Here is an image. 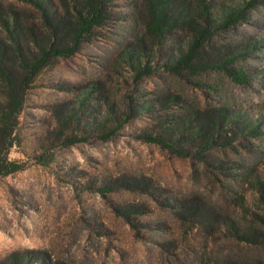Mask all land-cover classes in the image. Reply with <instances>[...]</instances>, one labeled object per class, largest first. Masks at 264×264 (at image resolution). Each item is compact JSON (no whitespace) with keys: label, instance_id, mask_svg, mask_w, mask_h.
<instances>
[{"label":"rangeland","instance_id":"rangeland-1","mask_svg":"<svg viewBox=\"0 0 264 264\" xmlns=\"http://www.w3.org/2000/svg\"><path fill=\"white\" fill-rule=\"evenodd\" d=\"M49 1L64 17L76 13L72 0ZM199 1L207 10L185 0L209 31L192 68L168 69L194 28L178 25L157 42L146 32V0H103L101 24L34 78L8 152L24 168L0 177V264H264V245L241 238L264 220V0ZM233 9L241 17L224 24ZM0 10L20 19L27 56L36 42L70 41L73 18L55 33L33 4L0 0ZM0 37L9 43L1 26ZM139 43L154 72L138 79L129 60ZM224 57L248 83L218 68ZM4 100L0 83V107ZM220 111L236 124L211 131L203 150L191 129ZM62 131L83 141L62 146ZM172 131L185 155L146 140Z\"/></svg>","mask_w":264,"mask_h":264},{"label":"trees","instance_id":"trees-1","mask_svg":"<svg viewBox=\"0 0 264 264\" xmlns=\"http://www.w3.org/2000/svg\"><path fill=\"white\" fill-rule=\"evenodd\" d=\"M21 1L33 4L40 15L43 25L55 33H57L59 28L64 25L65 21H69L68 18H73L74 21L72 24L70 23L71 28H69L66 33L70 39L68 44L62 45L51 40H48L46 44L36 42L38 46L37 50L32 52L30 56H27L21 51V37L19 35H23L26 30L23 31L20 19L17 17H4L0 10V26L4 29L7 40L9 41L8 43L4 40V37H0V83L3 87L5 97L4 103L0 107V147L2 148V153H0V177L17 173L24 168L22 163L9 160L8 152L14 144L12 141V135L17 126V119L25 101L26 90L39 72L49 65L51 60L72 56L78 49L81 37L88 34L96 25L101 24L102 19L104 18L103 0H72L75 2L74 9L76 10V13L74 15H72L67 8V0H61L67 8L66 17L60 14L57 9L52 8L49 0ZM77 1H80L79 5L76 4ZM146 1L148 19L146 32L157 42L162 41L165 35L172 30L173 27L178 25H185L194 28V33L197 35L192 39L187 52L183 54L180 53L179 56L172 61L170 64L171 66H169L168 69L173 72H179L185 68H192V59L198 55L199 47L202 46V43L209 38L208 29L197 26L193 16L203 17L200 12L207 10V7L197 0L198 4L196 3V6L201 8V11L196 10L195 12H191L193 9L185 3V0ZM251 1L255 2V0ZM201 5H203V7H201ZM239 17H241V11L239 9H233L223 17V22L224 24L229 25L236 22ZM203 18L205 19V17ZM25 27L28 29L26 25ZM197 27L199 28L197 29ZM136 51L138 53L136 61L133 62L134 58H130L129 62L135 70L137 78L139 79L144 75L153 74L154 68H150L147 61L142 64L141 57L146 58L143 43L138 44ZM231 63L232 59L224 57L218 63V68L223 69L233 82L237 84L248 83L249 76L246 72L243 70L228 68V65ZM150 105L151 104L148 106L150 107ZM109 114L110 116H113V111L111 109L109 110ZM219 115L220 120L210 123V126L196 125L191 129L190 136L193 139L200 138L203 141L200 145L203 150L209 147L210 139L208 138V134L211 131L219 134L223 129V122H225L227 126L236 124V115L228 116L227 113H222L221 111ZM71 119L72 118L70 117L66 122H63V125L67 130V124ZM127 122V118L118 122L110 130L104 131L101 138L103 140L108 139ZM60 134L59 138H63L62 146L65 147L73 146L74 144L83 141L82 137H78L77 135L67 136L63 131L60 132ZM146 140L159 145L172 154L180 156L187 153L183 149V140L179 136H176L173 131L170 133V137L169 135L168 137H165L158 134L147 135ZM257 182L256 179V183ZM256 185H258V183ZM262 200L264 201V195H262ZM261 222L262 225L260 227L254 228L251 231H246V234L241 237L242 240L250 244L259 243L264 245V220Z\"/></svg>","mask_w":264,"mask_h":264}]
</instances>
